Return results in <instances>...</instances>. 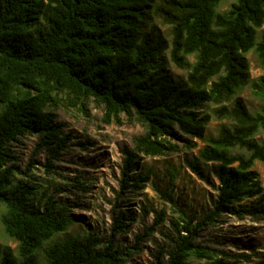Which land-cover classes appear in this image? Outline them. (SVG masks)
Masks as SVG:
<instances>
[{
  "label": "trees",
  "instance_id": "1",
  "mask_svg": "<svg viewBox=\"0 0 264 264\" xmlns=\"http://www.w3.org/2000/svg\"><path fill=\"white\" fill-rule=\"evenodd\" d=\"M220 1L0 0V225L21 259L0 246V264H125L130 252L115 235L134 220L128 211L120 208L113 216L107 238L88 231L58 239L73 222L65 207L34 203L33 187L15 181L17 166L9 164L15 159L9 144L35 135V150L43 149L46 166L53 168L70 139L54 108L87 113L89 99L102 105L104 122L124 114L144 126L134 148H121L120 196L148 179L136 171L140 153L173 150L172 140L187 142L182 134L206 141L199 157L185 162L207 184L214 185L210 172L216 178L211 208L195 225L190 217L171 220L175 235L168 236L167 258L160 249L150 264H188L190 257L226 264L224 256L246 262L256 254L252 247L230 256L194 241L221 214L264 218V203H241L261 192L252 166L264 161V140L255 138L264 131V105L252 113L236 96L248 85L264 100V74L251 79L244 55L254 50L264 69V30L257 33L264 0H234L222 12ZM166 52L187 71L183 80L168 74ZM211 118L226 122L216 135L205 136Z\"/></svg>",
  "mask_w": 264,
  "mask_h": 264
},
{
  "label": "rangeland",
  "instance_id": "2",
  "mask_svg": "<svg viewBox=\"0 0 264 264\" xmlns=\"http://www.w3.org/2000/svg\"><path fill=\"white\" fill-rule=\"evenodd\" d=\"M233 1L221 0L217 11L227 10ZM161 28L167 33V26L161 25ZM263 30L264 24L257 33ZM244 55L251 79L264 74L254 50ZM163 57L172 79L183 80L187 71L177 67L170 60L168 52ZM189 59L192 60V57ZM236 96L242 98L252 113L258 112L264 105L262 97L248 85L240 88ZM212 107L207 111L210 112ZM87 108V113L62 105L54 108L56 121L63 124L62 132L70 139L59 158L53 160L51 169L46 166L45 151L35 150V135L20 136L9 144L15 157L9 164L17 166L15 181L22 180L31 185L35 191L33 202L39 201L41 207L45 202L65 207L66 214L73 222L57 234L58 239L81 236L88 231L107 238L112 231L113 216L122 208L134 217L128 230L115 235L117 243L130 252L125 264H150L160 249L162 258L166 259V251L170 247L168 236L175 235L171 220L181 221V217H190L192 225H195L210 210L216 196L217 180L214 175L209 173L214 183L212 186L192 172L185 162L186 158L199 157V151L206 141L182 134L187 142L172 140L177 144L173 150L157 155L140 153L136 171L147 173L148 179L141 188L120 196L121 148H134L135 140L144 133V126L134 117L128 118L124 114L118 120L104 122L102 105L92 99L88 100ZM225 122V119L211 118L204 135H216L220 124ZM255 138L264 140V131H258ZM241 152L239 149L231 151L232 154ZM210 165V162L202 164L205 172H208ZM252 169L257 173L261 192L241 203H264V161H255ZM158 211L162 220L157 218ZM197 232L195 243L218 253L222 251L233 256L255 248L256 254L249 255L248 261L233 262L232 258L224 256L226 264H264V218L257 220L248 215L238 218L225 213ZM0 246L9 248L12 255L21 260L17 255L16 242L4 234L1 225ZM42 257L39 251V263ZM219 257L222 255L219 254ZM210 263L206 259H188V264Z\"/></svg>",
  "mask_w": 264,
  "mask_h": 264
}]
</instances>
